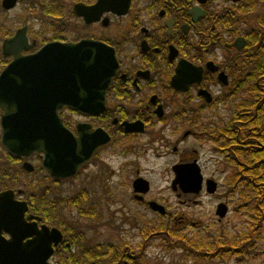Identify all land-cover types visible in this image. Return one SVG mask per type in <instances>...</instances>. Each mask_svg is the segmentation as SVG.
Here are the masks:
<instances>
[{
    "label": "flooded vegetation",
    "instance_id": "flooded-vegetation-1",
    "mask_svg": "<svg viewBox=\"0 0 264 264\" xmlns=\"http://www.w3.org/2000/svg\"><path fill=\"white\" fill-rule=\"evenodd\" d=\"M98 2L69 0L61 9L33 16L51 18L59 26H48L47 18L40 30L24 25L29 42L36 41L29 52L50 41L92 39L113 49L117 67L102 109L93 103L88 110L67 105L58 110L73 134L82 135L87 144L97 142L75 175L55 178L43 164V153L16 155L0 143L6 161L0 166V193L13 191L0 200V264H133L129 246L117 252L108 244L100 251L101 244L88 248L82 233L79 240L70 235L57 210L86 200L84 193L70 201L68 192L52 194V186L77 178L117 149L119 154L150 149L158 156L155 150L162 147L178 155L179 143L189 140V153L171 165L172 191L193 195L194 204H200L199 197L217 198L218 220L230 210L251 217L245 196L259 195L264 170V0H108L103 4L108 8L91 9ZM1 7L5 9L2 0ZM46 28L50 36L39 40ZM7 63L4 59L1 70ZM176 164H189L188 192L173 183ZM136 174L129 200L164 215L151 205L159 202L147 198L148 180L139 169ZM139 178L148 182L146 191ZM220 204L226 209L222 217ZM85 209L84 217L98 214ZM258 211L250 232L255 256L264 253L259 246L264 221ZM197 223L189 222L193 228ZM248 223L250 228V218ZM161 234L167 232L160 229L149 236ZM220 248L224 255L244 257L246 251V246L227 242Z\"/></svg>",
    "mask_w": 264,
    "mask_h": 264
},
{
    "label": "rangeland",
    "instance_id": "rangeland-1",
    "mask_svg": "<svg viewBox=\"0 0 264 264\" xmlns=\"http://www.w3.org/2000/svg\"><path fill=\"white\" fill-rule=\"evenodd\" d=\"M68 1L19 0L13 8L3 9L0 0V70L4 59L5 61L8 59L4 58L1 53L3 30L14 31L18 27L27 25L28 28L36 31L40 30L39 28L45 24L44 21L47 19L48 26L53 23L59 26L60 24L53 22L51 18L46 17L47 19L39 20L33 16H40L46 10L61 9L60 4L65 5ZM69 6L68 4L66 7ZM69 21L75 24L72 19ZM43 31L46 37L50 36L48 28ZM38 39L40 40L41 37ZM182 126V129H185L188 125L185 123ZM179 144L178 155H170L162 147L155 150L160 154L158 156L150 149L141 151L139 154L132 149L119 154V149H117L100 161L97 166L89 167L77 178L60 185L57 189L52 186V194L59 195L68 192L69 201L73 198L77 200L81 192L86 196V200H79V204H71L70 201L67 206L59 205L62 208L60 211L57 210L58 216L63 218L67 228L71 230L70 235L78 239L82 233L81 241L88 248H97L98 244H101L100 251L105 250L108 244L112 245L117 252H122L125 246H129L127 253L135 258L133 264H264V253L253 255L256 246L251 249L249 243L245 244L244 257L223 254L222 257H215L211 260L207 257L203 259L194 256L191 251L189 252L180 244L173 247L166 246V243L179 242L176 237L182 234L189 242H192V248L199 253H204L209 249L207 245H210L212 240L224 245L225 242L228 244L233 239L239 238L238 243L242 244L243 234H249L247 214L230 210L218 220L215 213L217 198L199 197L197 199L200 204H194L193 195L183 193L177 195L179 190L172 191L170 185L174 174L171 165L183 154H188L191 146L189 140ZM130 150L133 152L129 153ZM5 162V155L0 147V166L6 164ZM137 169L140 170V175L150 183L147 198L157 200L163 207L164 215L152 211L147 205L143 206L129 200L131 181L136 177ZM221 191L219 190L218 193ZM85 208L93 209L98 214L91 218L84 217L82 213H86ZM191 220L198 222L196 228L190 226ZM160 229L172 234H161L154 238L149 236L151 232ZM245 231L247 233H244ZM261 231L263 237H261L259 246L264 250V224ZM146 238L149 240L141 249V242L143 243Z\"/></svg>",
    "mask_w": 264,
    "mask_h": 264
},
{
    "label": "water",
    "instance_id": "water-1",
    "mask_svg": "<svg viewBox=\"0 0 264 264\" xmlns=\"http://www.w3.org/2000/svg\"><path fill=\"white\" fill-rule=\"evenodd\" d=\"M106 1L99 0L91 9L108 8L103 5ZM16 4L17 0H2L5 9ZM35 44V40L29 42L26 26L2 42V54L11 59L0 71L1 144L16 155L41 152L51 176L71 177L90 158L97 142L87 144L82 135L73 134L63 125L58 110L64 105L88 110L93 103L102 109L117 61L111 47L92 39L50 41L29 52ZM173 170L174 185L188 192L189 164H176ZM137 181L144 182L146 191L148 182L142 178ZM12 192H1L0 200ZM151 205L164 212L161 205ZM217 213L222 217L225 206L220 204Z\"/></svg>",
    "mask_w": 264,
    "mask_h": 264
},
{
    "label": "trees",
    "instance_id": "trees-1",
    "mask_svg": "<svg viewBox=\"0 0 264 264\" xmlns=\"http://www.w3.org/2000/svg\"><path fill=\"white\" fill-rule=\"evenodd\" d=\"M44 18H46V17H44ZM10 32H11V30H3V34L2 35L6 36L7 34H10ZM42 35L40 36L41 39L45 37L44 36L45 34H42ZM263 73L264 72H262V74ZM261 93H262V91H261ZM261 111L264 112V107H262ZM258 182H259V195L256 196L253 193H249L248 194L249 196L248 195L245 196V200L249 201V203H250L249 208H248L249 215L251 216V217H249L250 218V223H251L250 226L251 227L249 228V225H248V232H249L250 235L249 234H247V235L243 234L244 237L241 238V240H243L244 242L242 244L238 243L239 239H237V238H236V240L233 239V241H230V243H229V245H231V246L239 244V245H241V247H245L246 243L251 244V247L253 246L252 245L253 239L250 240V237H252L250 232H251V230H253L252 229V227L254 226L253 225L254 224L253 217L256 216L255 212L258 211L257 207H259V211L258 212H259V216L261 217L260 221H262V222L264 221V170H263V167L261 169L260 178H259ZM251 187H253V186L251 185ZM244 233H247V232L245 231ZM167 234L170 235L172 233L171 232H167ZM176 239L179 240V242H177V243L176 242L166 243V246L173 247V246H177V245L180 244V245L184 246L186 249H188L189 252L191 251V254H193L194 256H197V257L203 258V259L204 258L206 259V257H207L209 260H211V259H213L215 257H222V255H223V251L221 250V248L219 246V245H221V243L220 244L216 243L213 240L210 241V242H212V243H210V245H207V247L209 248V249H207V252L199 253L197 250L192 248V246H193L192 242H189V240H187L185 235H182V234L178 235L176 237Z\"/></svg>",
    "mask_w": 264,
    "mask_h": 264
}]
</instances>
